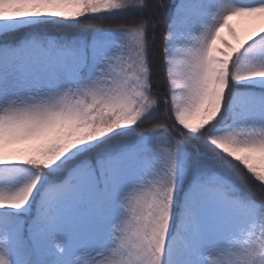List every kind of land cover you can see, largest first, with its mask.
Instances as JSON below:
<instances>
[{"label":"snow or ice","instance_id":"obj_1","mask_svg":"<svg viewBox=\"0 0 264 264\" xmlns=\"http://www.w3.org/2000/svg\"><path fill=\"white\" fill-rule=\"evenodd\" d=\"M0 264H264V0H0Z\"/></svg>","mask_w":264,"mask_h":264},{"label":"trees","instance_id":"obj_2","mask_svg":"<svg viewBox=\"0 0 264 264\" xmlns=\"http://www.w3.org/2000/svg\"><path fill=\"white\" fill-rule=\"evenodd\" d=\"M95 24H97V22L86 20V21H83V22H82L81 27L83 28V27H87V26L95 25Z\"/></svg>","mask_w":264,"mask_h":264},{"label":"bare ground","instance_id":"obj_3","mask_svg":"<svg viewBox=\"0 0 264 264\" xmlns=\"http://www.w3.org/2000/svg\"><path fill=\"white\" fill-rule=\"evenodd\" d=\"M224 34L226 35V32Z\"/></svg>","mask_w":264,"mask_h":264},{"label":"rangeland","instance_id":"obj_4","mask_svg":"<svg viewBox=\"0 0 264 264\" xmlns=\"http://www.w3.org/2000/svg\"><path fill=\"white\" fill-rule=\"evenodd\" d=\"M227 35V34H226Z\"/></svg>","mask_w":264,"mask_h":264}]
</instances>
